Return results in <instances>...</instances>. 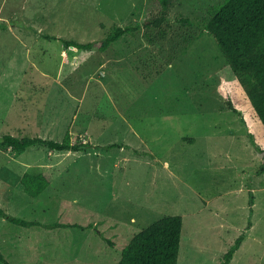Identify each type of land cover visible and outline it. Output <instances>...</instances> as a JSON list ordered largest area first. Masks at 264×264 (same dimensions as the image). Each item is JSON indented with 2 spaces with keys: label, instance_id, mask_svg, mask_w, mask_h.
I'll return each mask as SVG.
<instances>
[{
  "label": "rangeland",
  "instance_id": "obj_1",
  "mask_svg": "<svg viewBox=\"0 0 264 264\" xmlns=\"http://www.w3.org/2000/svg\"><path fill=\"white\" fill-rule=\"evenodd\" d=\"M222 1L178 0L153 29V0H0V136L92 144L0 148L7 213L81 226L21 228L0 216L11 264H108L121 236L167 215L183 216L178 264H221L243 231L230 264H264V126L220 93L226 60L204 27ZM135 26L106 51L62 41ZM46 169L52 184L29 196L22 175Z\"/></svg>",
  "mask_w": 264,
  "mask_h": 264
},
{
  "label": "trees",
  "instance_id": "obj_2",
  "mask_svg": "<svg viewBox=\"0 0 264 264\" xmlns=\"http://www.w3.org/2000/svg\"><path fill=\"white\" fill-rule=\"evenodd\" d=\"M178 0H153L149 8L157 9L153 19L144 23L145 27L162 29L167 21L168 11ZM183 22H189L182 20ZM6 24L0 23V28ZM204 27L216 40L226 63L218 72L222 79L220 93L225 97L228 106L238 112L236 101L241 103L248 112L254 113L264 126V0H223L215 7L212 15L204 21ZM141 27L115 28L107 37L93 42H76L63 40L64 47L77 49H92L97 47L106 51L114 42L126 33L136 32ZM40 146L52 151H87L89 142L73 141L67 133L62 141L43 137H18L10 133L0 136V148H9L21 155L29 147ZM119 146L118 144L110 147ZM261 163L259 173H264V148L260 151ZM53 174L46 169L38 173L28 171L21 177L24 192L33 198L40 197L52 184ZM252 197L251 204H254ZM251 205V206H252ZM0 216L7 219L9 224L21 228L34 227H81L79 224H43L36 220H28L13 216L0 206ZM251 224H249V228ZM247 228V229H249ZM183 231L182 215H167L141 229H135L128 237L121 236L125 242L121 248L120 257H115L108 264H178L181 238ZM243 231L233 247L224 255L221 264H230L234 254L246 239ZM110 245L116 247V241L107 238ZM0 262L11 264L6 255L0 251Z\"/></svg>",
  "mask_w": 264,
  "mask_h": 264
}]
</instances>
